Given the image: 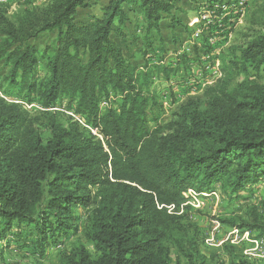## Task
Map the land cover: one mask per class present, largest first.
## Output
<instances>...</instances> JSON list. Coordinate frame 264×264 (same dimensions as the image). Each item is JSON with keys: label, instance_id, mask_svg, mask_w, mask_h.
Returning <instances> with one entry per match:
<instances>
[{"label": "trees", "instance_id": "1", "mask_svg": "<svg viewBox=\"0 0 264 264\" xmlns=\"http://www.w3.org/2000/svg\"><path fill=\"white\" fill-rule=\"evenodd\" d=\"M91 1L53 0L14 18L0 5L7 93L44 107L67 98L90 126L72 117L52 120L44 141L30 108L0 96V241L17 224L37 232L40 246L61 242L78 231L77 209L84 207L90 209L86 237L96 256L79 244L66 264H182L179 252L186 264H203L208 258L182 222L184 192H210L219 184L230 197L240 196L264 180V83L222 91L227 99L216 102L231 104L229 111H185L164 122L151 90L153 69L135 66L113 38L125 36L130 0H108L100 16L78 24L79 8ZM138 1L146 35L159 31L166 18L172 29L181 22L173 0ZM45 32H56L55 42L40 50L32 41ZM228 61L233 69L264 70V36ZM156 70L166 76L172 71L165 65ZM110 97L118 104L103 109L101 99ZM185 241L192 252L184 251Z\"/></svg>", "mask_w": 264, "mask_h": 264}, {"label": "rangeland", "instance_id": "2", "mask_svg": "<svg viewBox=\"0 0 264 264\" xmlns=\"http://www.w3.org/2000/svg\"><path fill=\"white\" fill-rule=\"evenodd\" d=\"M53 0H0V5L10 18L30 11L34 7H45ZM108 0H92L88 8H79L78 24L87 23L92 16H100L101 8ZM175 13L181 20L175 29L169 18L161 21L160 30L152 29L146 35V20L139 8L138 0H130V21L125 27V36L113 34L122 48L124 56L135 66L153 69L151 90L158 95L160 120L176 119L185 111L203 110L220 113L230 110L231 104L218 103L216 99H227L222 91L239 88L243 82L264 83V70L242 71L229 67V59L238 55L253 39L264 36V0H173ZM56 32H45L33 40L40 50L55 42ZM147 42L149 44H147ZM172 69L169 76L158 73V66ZM5 68L0 64V96L30 104V111L41 131L44 141L51 137L50 122L65 123L75 112V103L64 98L52 107L41 103L27 102L12 92L6 91ZM39 77L46 75L45 64L40 61ZM2 97V96H1ZM119 98L101 99V107L118 104ZM217 105V106H216ZM150 117L151 114H150ZM152 125H155L152 122ZM199 193V192H197ZM199 193L192 204H184L182 222L199 250L208 258L203 264H264L261 249H255L252 241H264V180L240 196L230 197L229 192L218 186ZM187 205V206H186ZM237 224L246 221L258 227L241 228ZM78 231L64 235L61 242L50 241L40 246L36 243L37 232L24 229L13 230L0 241V264H66V256L79 245H85L93 257L96 250L87 239L90 228V209H77ZM235 230H239L238 232ZM21 231V232H20ZM261 248V247H260ZM180 250V249H179ZM184 251H193L190 241H185ZM176 247L172 256L176 257ZM182 264L187 258L179 252Z\"/></svg>", "mask_w": 264, "mask_h": 264}, {"label": "built area", "instance_id": "3", "mask_svg": "<svg viewBox=\"0 0 264 264\" xmlns=\"http://www.w3.org/2000/svg\"><path fill=\"white\" fill-rule=\"evenodd\" d=\"M2 97H4V98H6L7 99V97H5V96H3V95H1ZM14 101H16V102H22V101H19V100H14ZM22 103H24V102H22ZM29 108L31 107V105L30 104H27V103H25ZM74 117H75V119L77 120V121H79L81 124H83L84 126H86V127H89L90 128V126L84 121V119H82L81 117H79V116H77V115H74V114H72ZM92 132L94 133V134H96V135H98V133H97V130L96 129H92ZM100 136V135H99ZM197 192H199V191H197L196 189H193V188H189L186 192H184V195H185V197L187 198V200H186V202L184 203V204H188V203H191L192 204V200L191 199H196L197 197H198V195H199V193L201 194V195H207V193L206 192H199V193H197ZM168 207V209H169V212H172V210H173V208H174V205H169V206H167ZM235 231H239V230H235ZM254 244H255V249H261L262 251L261 252H263V254H264V241H257V240H255V241H252ZM261 247V248H260ZM264 256V255H263Z\"/></svg>", "mask_w": 264, "mask_h": 264}, {"label": "crops", "instance_id": "4", "mask_svg": "<svg viewBox=\"0 0 264 264\" xmlns=\"http://www.w3.org/2000/svg\"><path fill=\"white\" fill-rule=\"evenodd\" d=\"M129 16H130V12H129ZM131 18V17H130Z\"/></svg>", "mask_w": 264, "mask_h": 264}]
</instances>
